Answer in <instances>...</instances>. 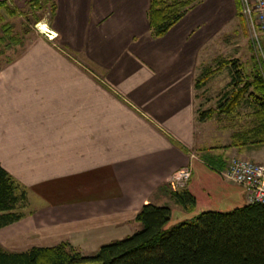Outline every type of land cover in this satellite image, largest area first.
<instances>
[{
  "label": "crops",
  "instance_id": "obj_1",
  "mask_svg": "<svg viewBox=\"0 0 264 264\" xmlns=\"http://www.w3.org/2000/svg\"><path fill=\"white\" fill-rule=\"evenodd\" d=\"M52 1L54 36L40 31L0 61V164L25 186L27 207L0 227L1 247L66 239L89 254L137 228L146 201L169 206L166 225L247 202L221 168L232 156L264 162V144L205 142L193 94L199 67L239 30L236 0H192L155 36L149 0ZM182 166L194 196L187 209L168 194Z\"/></svg>",
  "mask_w": 264,
  "mask_h": 264
},
{
  "label": "trees",
  "instance_id": "obj_2",
  "mask_svg": "<svg viewBox=\"0 0 264 264\" xmlns=\"http://www.w3.org/2000/svg\"><path fill=\"white\" fill-rule=\"evenodd\" d=\"M43 2L47 0H25V6L34 11ZM191 3L192 0H149L146 12L150 34H162ZM236 4L238 25L245 33L238 0ZM49 5L48 19L54 2L49 0ZM0 8H6L9 15L23 12L8 5L6 0H0ZM0 27L2 34H9L6 45L9 41H19L10 34L1 11ZM259 41L262 53L255 48L253 51L252 43L247 40L250 50L247 68L236 56L223 58L216 55L210 64L201 65L193 77V87L198 88L222 68L228 74L226 88L219 92L215 107L194 109L197 120H204L213 112L227 113L241 99L252 106L253 125L242 138L227 145L264 144V43L261 38ZM25 189L0 164V227L23 215L19 208L26 200ZM168 194L182 208H191L194 204L193 194L184 186L169 187ZM169 216L168 205L146 201L134 213L137 228L99 244L92 253L82 254L66 240L19 250H7L0 245V264H76L85 261L98 264H264V203L250 200L226 210L205 209L166 225Z\"/></svg>",
  "mask_w": 264,
  "mask_h": 264
},
{
  "label": "rangeland",
  "instance_id": "obj_3",
  "mask_svg": "<svg viewBox=\"0 0 264 264\" xmlns=\"http://www.w3.org/2000/svg\"><path fill=\"white\" fill-rule=\"evenodd\" d=\"M6 3L10 6H15L16 8L23 10V12L9 15L6 8H0L2 20L7 21L10 29L9 31L11 32L10 34H14L19 39V41H9L8 45H6V36L9 34H2L3 31L0 27V36H3L2 40L0 41V61H4L5 59L13 57L17 53H19L27 41L33 39L36 34H40L39 32L41 28L38 27L39 23H47L46 21L49 16L50 8L49 1L43 2V5L37 9H34V11L27 9L25 5H18V3L13 0H6ZM34 15L37 16V20H34ZM244 28L245 33H242V30L239 27V30L235 36L228 34L225 40L222 41L220 47L218 48L220 50V53L217 55H220L223 58L236 56L243 62L244 66L247 68L249 65L248 59L250 53V50L248 48V42L251 44V40L248 36V31L245 23ZM260 38L261 40H263V36H260ZM250 48L255 51L253 44L252 47L250 45ZM76 59L84 62V60L80 56H76ZM227 80V70L222 68L214 72L200 87H193L194 107H197L199 109L215 107L216 98L219 92L226 88L225 85L227 84ZM252 109L253 108L251 105L241 99L227 113L213 112L210 117L205 118L204 120L196 119V121H198V127L200 126L201 129L199 136H205V142H211V144L224 142L223 144H217L219 146L227 145L229 142L234 140L238 141L237 139L242 138L248 132V128L254 123V115ZM201 121L204 122L201 123ZM243 157L250 158L247 156ZM259 158L261 157L259 156ZM254 160L263 162L259 159ZM27 198L30 205H34L38 200L37 197L34 196V194L31 192L27 194ZM19 210L26 212L27 207L22 205L20 206ZM172 218L173 217H170L171 221ZM72 246L75 247L74 245ZM76 264H98V262L85 261Z\"/></svg>",
  "mask_w": 264,
  "mask_h": 264
},
{
  "label": "built area",
  "instance_id": "obj_4",
  "mask_svg": "<svg viewBox=\"0 0 264 264\" xmlns=\"http://www.w3.org/2000/svg\"><path fill=\"white\" fill-rule=\"evenodd\" d=\"M239 10L244 18L248 36L255 50L261 52L260 35L264 33V0H238ZM47 38H52V30L41 28ZM223 175L246 189L247 199L264 203V162L243 156L230 157L223 169ZM190 175L187 166L174 169L168 178L171 188L183 187Z\"/></svg>",
  "mask_w": 264,
  "mask_h": 264
},
{
  "label": "bare ground",
  "instance_id": "obj_5",
  "mask_svg": "<svg viewBox=\"0 0 264 264\" xmlns=\"http://www.w3.org/2000/svg\"><path fill=\"white\" fill-rule=\"evenodd\" d=\"M39 28H42L43 30L48 29L46 24L39 23Z\"/></svg>",
  "mask_w": 264,
  "mask_h": 264
}]
</instances>
